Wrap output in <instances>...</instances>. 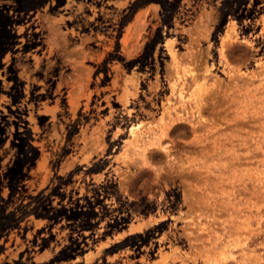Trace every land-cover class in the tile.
I'll use <instances>...</instances> for the list:
<instances>
[{"label": "rangeland", "instance_id": "374dc122", "mask_svg": "<svg viewBox=\"0 0 264 264\" xmlns=\"http://www.w3.org/2000/svg\"><path fill=\"white\" fill-rule=\"evenodd\" d=\"M0 264H264V0H0Z\"/></svg>", "mask_w": 264, "mask_h": 264}]
</instances>
